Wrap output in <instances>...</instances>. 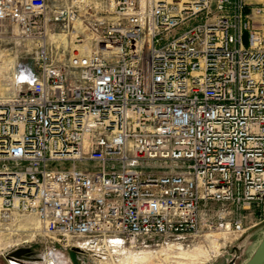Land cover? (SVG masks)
Returning <instances> with one entry per match:
<instances>
[{
  "label": "built area",
  "instance_id": "obj_1",
  "mask_svg": "<svg viewBox=\"0 0 264 264\" xmlns=\"http://www.w3.org/2000/svg\"><path fill=\"white\" fill-rule=\"evenodd\" d=\"M4 25L37 52L0 94V216L77 251L264 223V0H0Z\"/></svg>",
  "mask_w": 264,
  "mask_h": 264
},
{
  "label": "rangeland",
  "instance_id": "obj_2",
  "mask_svg": "<svg viewBox=\"0 0 264 264\" xmlns=\"http://www.w3.org/2000/svg\"><path fill=\"white\" fill-rule=\"evenodd\" d=\"M48 1L52 5L60 3V0ZM9 28V25L0 26V59L3 60L4 57L5 59L7 58L6 61L12 59L9 65L10 71L8 70L5 73L7 77L5 75H3L4 77L0 76V79L1 77L3 78L0 94L8 93L12 90V88L10 89V80L17 65L23 63L33 65L37 52V46L34 42L25 43L20 41L18 36L6 32ZM58 54L67 57L70 54V50L66 48L64 53H62L60 49ZM71 163L72 161L67 160L51 161L49 166L52 168H67ZM77 163L79 166L84 165L80 162ZM161 166L170 168L172 165L170 163L165 165L158 162H149L142 163L140 168L143 170H158ZM212 205L218 207V205ZM26 219L38 220L35 214L21 213L17 210H10L8 218L0 216V264H10V257L8 256H13L15 250L18 249L22 252V257H27L28 260L17 258L18 264H48L54 257L55 259H63L64 264H119V260L123 256L119 251L125 250V252L131 251L132 253L149 251L155 253L169 244H177L185 249L202 246L211 255L210 259L204 264H242L250 256L264 233V223H262L248 230L241 238L231 243L227 241V238L222 233L208 232V234L184 240H173L172 238H165L164 240L162 237H154L144 243L138 242L135 247L124 245L119 248L118 253L104 247L97 251H77L62 247L55 239L45 235L40 224L37 229L30 226H20ZM215 248L216 253H214ZM154 261H157V259L154 258Z\"/></svg>",
  "mask_w": 264,
  "mask_h": 264
},
{
  "label": "bare ground",
  "instance_id": "obj_3",
  "mask_svg": "<svg viewBox=\"0 0 264 264\" xmlns=\"http://www.w3.org/2000/svg\"><path fill=\"white\" fill-rule=\"evenodd\" d=\"M182 1H185V0H182ZM84 46L88 47V44L84 43ZM0 58H1V55H0ZM4 59L3 60L0 59L1 60L0 76H3L5 75L6 72H8L10 68L9 65L12 60L11 59V60L6 61L7 58L5 60ZM2 84H3V78L1 77L0 86H2ZM12 86H13V82L11 79L10 89L12 88ZM5 89L7 88L5 87ZM5 89L4 91H6ZM28 220L26 219V221H24L20 226H30V227L37 229V227L39 226L38 220L36 221L35 220L32 221L31 219L29 221ZM118 250L119 248L115 249L114 251H117L118 253ZM206 250L202 246H196L191 249H185L182 246L177 245V244H169L164 248H160V250L156 251L155 253H152L149 251H140V252L132 253L131 251L125 252L124 250V251H119L123 255L122 258L119 260V264H204L211 257L209 252ZM216 252L217 251L215 248L214 253ZM13 256H15L16 258L20 260L28 261L27 257H22V252H20V249L15 250V252L13 253ZM154 258H156L157 261H154ZM48 264H64V261L63 259H55L54 257L48 262Z\"/></svg>",
  "mask_w": 264,
  "mask_h": 264
},
{
  "label": "water",
  "instance_id": "obj_4",
  "mask_svg": "<svg viewBox=\"0 0 264 264\" xmlns=\"http://www.w3.org/2000/svg\"><path fill=\"white\" fill-rule=\"evenodd\" d=\"M8 257L15 256L11 255ZM242 264H264V233L250 256Z\"/></svg>",
  "mask_w": 264,
  "mask_h": 264
},
{
  "label": "snow or ice",
  "instance_id": "obj_5",
  "mask_svg": "<svg viewBox=\"0 0 264 264\" xmlns=\"http://www.w3.org/2000/svg\"><path fill=\"white\" fill-rule=\"evenodd\" d=\"M22 79H23V77H22Z\"/></svg>",
  "mask_w": 264,
  "mask_h": 264
}]
</instances>
